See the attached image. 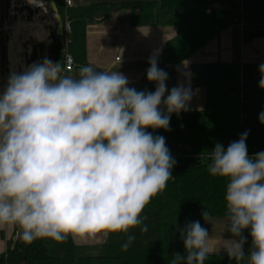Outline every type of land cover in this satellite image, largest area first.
<instances>
[{
    "label": "clouds",
    "instance_id": "clouds-1",
    "mask_svg": "<svg viewBox=\"0 0 264 264\" xmlns=\"http://www.w3.org/2000/svg\"><path fill=\"white\" fill-rule=\"evenodd\" d=\"M158 57L155 50L146 72L154 92L129 87L119 71L90 65L66 75L47 57L10 73L0 93V227L18 226L26 244L124 233L122 250L129 249L130 229L144 224V209L175 179L177 161L165 137L146 129L170 131L171 115L187 112L194 94L188 73L168 92L169 74ZM258 70L264 89V63ZM259 121L264 124V111ZM248 134L226 149L217 142L207 168L228 180L225 231L231 237L219 251L236 264L246 256L247 264H264V151L249 156ZM201 215L211 223L207 208ZM245 230L252 240L247 254ZM180 237L185 255L173 253L170 264H205L210 235L200 221L186 223Z\"/></svg>",
    "mask_w": 264,
    "mask_h": 264
},
{
    "label": "trees",
    "instance_id": "trees-1",
    "mask_svg": "<svg viewBox=\"0 0 264 264\" xmlns=\"http://www.w3.org/2000/svg\"><path fill=\"white\" fill-rule=\"evenodd\" d=\"M51 0H44L49 6ZM58 14L66 21V0H55ZM79 5L111 6L126 9L131 14L133 26H173L177 34L164 48L162 60L169 64H179L204 47L211 39L235 20H246L250 37L263 36L262 15L264 0H73ZM227 5L224 11L211 10L214 4ZM51 42L34 46L31 62H42L45 57L63 66L65 33H51ZM5 61L3 44L2 65ZM193 81L196 86L206 89L205 108L198 111L173 113L170 131L146 129L153 135H161L176 161L172 169L174 180L168 182L165 191L147 205L142 213L144 224L130 229L135 240L127 251L122 245L127 241L124 233H110L103 255L77 254L71 236L63 243L51 239L36 240L26 244L20 239V229L15 226L16 240H10L6 252L0 255V264H170L173 253L185 255L180 229L186 223L205 221L201 213L207 210L211 217L227 214L225 193L227 178L209 174L208 158L187 159L176 154L187 145L196 153H207L217 142L225 149L230 142L238 140L248 131L247 150L264 148V124L259 114L264 111V95L249 101V114L242 119L241 66L238 62L215 61L193 68ZM9 72L6 68V83ZM155 83L147 76L138 91L154 92ZM164 111V110H162ZM147 226L146 231L141 227ZM248 241L251 236L245 230ZM250 250V249H249ZM249 250H245V253ZM247 256L241 264H247ZM205 264H236L227 254H209Z\"/></svg>",
    "mask_w": 264,
    "mask_h": 264
},
{
    "label": "crops",
    "instance_id": "crops-1",
    "mask_svg": "<svg viewBox=\"0 0 264 264\" xmlns=\"http://www.w3.org/2000/svg\"><path fill=\"white\" fill-rule=\"evenodd\" d=\"M75 5L65 9V18L71 26L70 32L65 35V40L70 42L66 50L74 58V68L66 71V75L78 76L79 68L88 65L97 71H119L128 78V86L138 91L149 67L148 58L155 50H159L158 64H162L158 67L169 74L166 81L168 92L178 83L185 82L184 73L189 74L194 93L189 110L198 111L205 108L206 89L194 84L192 72L194 67L210 62L240 64L243 100L251 101L264 95V89L259 87L261 74L258 70L259 65L264 63V35L250 37L246 32L244 19L235 20L183 62L169 64L162 60V54L166 43L176 36L177 28L157 25L133 26L129 10L111 6L82 10ZM261 24L264 31V13ZM226 219L227 215L211 217V223L204 224L210 235V254H226L222 248L219 251L223 239L231 237V234L225 231ZM243 235L247 237L245 232ZM15 236V225L0 227V255L6 252L10 240H14ZM107 239L108 237L98 234L96 239L73 241L76 246H81L107 243ZM250 243L247 237V248L244 247V250L251 248Z\"/></svg>",
    "mask_w": 264,
    "mask_h": 264
},
{
    "label": "built area",
    "instance_id": "built-area-1",
    "mask_svg": "<svg viewBox=\"0 0 264 264\" xmlns=\"http://www.w3.org/2000/svg\"><path fill=\"white\" fill-rule=\"evenodd\" d=\"M30 1H34V4H31ZM36 2V3H35ZM75 3L73 0H66V7L74 6ZM41 14V19L46 21L42 22V25L48 29L49 33L47 38L51 40V33L57 26V20L59 18L58 13L55 12L51 5H47L44 0H0V32L5 37L4 45L8 47L9 41L12 38V33L14 32L13 26L15 23H18L20 20L27 22L32 19L36 15ZM247 26V24H246ZM71 26L69 21L64 22V32L67 35L70 32ZM1 39V34H0ZM45 42V41H43ZM36 40L24 42V49L21 51L22 60L25 65L29 66L32 64L31 58L34 51V46L39 43ZM69 40H65V46L63 48V67L66 71H71L74 68V58L72 55L67 53L66 47L69 44ZM6 68L11 73L10 63L6 64ZM249 105V100H242V119H247L249 114L247 113ZM211 148L207 153H196L193 150L191 145H187L179 151L176 156L187 158V159H204L208 158L209 152L212 150ZM259 151H264V148H253L248 151L249 156H253L255 153ZM175 156V155H172ZM227 215V214H226Z\"/></svg>",
    "mask_w": 264,
    "mask_h": 264
},
{
    "label": "bare ground",
    "instance_id": "bare-ground-1",
    "mask_svg": "<svg viewBox=\"0 0 264 264\" xmlns=\"http://www.w3.org/2000/svg\"><path fill=\"white\" fill-rule=\"evenodd\" d=\"M30 3L34 4V1H30ZM42 22L45 23L46 21H43L41 19V14H39L30 21L24 22L20 20L18 23L14 24V32L12 33V38L10 39L9 45L7 47V60L10 63L11 72H20L28 67L27 65H25L21 56V51L25 47L24 42H27L29 40H36L38 42L50 41V39L47 38L49 31L45 27V25H42ZM1 90L0 74V93H2Z\"/></svg>",
    "mask_w": 264,
    "mask_h": 264
},
{
    "label": "rangeland",
    "instance_id": "rangeland-1",
    "mask_svg": "<svg viewBox=\"0 0 264 264\" xmlns=\"http://www.w3.org/2000/svg\"><path fill=\"white\" fill-rule=\"evenodd\" d=\"M76 5V8H80L82 10H90V8H108L106 6H94V5H79V3L74 2ZM98 10V9H97ZM1 34V39H0V48H1V55H0V74H1V91L3 92L4 87L6 86V64H8L7 60V46H5V61L4 65H2V56H3V44L5 42V37L4 35L0 32ZM49 42V41H48ZM2 67V68H1ZM7 72H9L7 70ZM10 75V73H9ZM18 236V233L15 236L14 241L16 240ZM244 247L247 248L246 243ZM77 254L79 256H86V255H103L106 253V243H99V244H94V245H78L76 246ZM245 248V250H246Z\"/></svg>",
    "mask_w": 264,
    "mask_h": 264
},
{
    "label": "water",
    "instance_id": "water-1",
    "mask_svg": "<svg viewBox=\"0 0 264 264\" xmlns=\"http://www.w3.org/2000/svg\"><path fill=\"white\" fill-rule=\"evenodd\" d=\"M50 5L52 6L53 10L58 13V7H57V4H56V1L55 0H51L50 1ZM228 8L229 7L227 5H222V4H219V3L218 4H214V5L211 6V10H218V11H224V10H227ZM58 16H59V14H58ZM63 32H64V23L59 17L58 20H57L56 34L57 35H62ZM161 64H162V62H159L158 65H161Z\"/></svg>",
    "mask_w": 264,
    "mask_h": 264
}]
</instances>
